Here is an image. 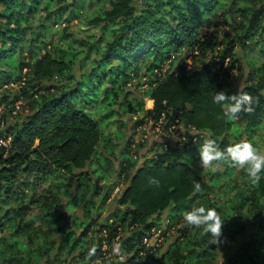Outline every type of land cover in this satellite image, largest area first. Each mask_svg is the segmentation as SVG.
I'll use <instances>...</instances> for the list:
<instances>
[{"label": "trees", "instance_id": "obj_1", "mask_svg": "<svg viewBox=\"0 0 264 264\" xmlns=\"http://www.w3.org/2000/svg\"><path fill=\"white\" fill-rule=\"evenodd\" d=\"M84 2L101 3L87 22L89 31L96 33L87 32L81 39L65 30L49 52H45L46 28L37 25V31L26 36L33 23L38 24L39 13L58 23L67 9L78 17ZM246 2L240 8L233 7L232 0H0V88L11 79L22 84L12 100L1 96L0 105L20 100L27 105L16 121L5 123L0 118V140L9 139L8 147L0 145V264L34 260L62 264L58 256L69 264H91L87 256L91 247L97 249L92 259L100 264H144L143 237L160 225L162 213L178 212V223L182 222L181 215L196 195L207 193L222 174L229 179L237 167L227 162L222 163L226 166L222 174L211 171L206 180L193 164L199 161L198 149L209 133L223 149L239 134L237 121L252 132L250 140L264 128L260 79L243 90L254 98V110L236 120L212 101L216 91L238 93L231 88L234 75L242 71L236 44L247 49L264 45V0ZM217 9H232L247 20L246 30L240 25L244 35L220 37L209 32L206 17ZM71 16L64 20L69 22ZM24 40L29 45L26 60ZM182 48L185 57L175 68L157 74L171 53ZM143 80L144 94L153 101L148 110L142 98L135 104L128 100L132 84L139 87ZM120 112L125 119L141 115L132 125L135 134L145 120L156 122L164 114L169 125L178 120L193 128L196 141L191 147L153 142L147 154L139 156V149L147 144L139 141L134 147L132 135L125 140L129 126L127 120H119ZM111 126L119 130L117 138ZM142 156L144 161L139 163ZM91 173L100 180L115 174L128 183L118 200L119 216L110 214L101 224L91 216L100 215L113 185L96 207L87 199L90 190L78 196L84 202L82 217L88 218L70 220L77 206L67 199L70 188H86ZM261 176L258 185L248 180L247 189L238 187V204L227 195L223 211L215 206L224 222L220 244L244 231L250 218L256 221L223 264H264V173ZM121 232L125 235L117 239L123 245L120 262L107 254ZM177 232L183 241L177 240L175 251L165 254L160 264H214L216 245L209 243L210 235L202 237L201 229L185 223ZM183 242L186 248L192 245L185 254Z\"/></svg>", "mask_w": 264, "mask_h": 264}, {"label": "rangeland", "instance_id": "obj_2", "mask_svg": "<svg viewBox=\"0 0 264 264\" xmlns=\"http://www.w3.org/2000/svg\"><path fill=\"white\" fill-rule=\"evenodd\" d=\"M233 1V7H240L243 8L244 6H247L246 0H232ZM101 3H97L96 5H93L89 2H84L83 6H81L78 17L71 16L69 13V9L65 11L63 16L60 18L58 23H54L53 18H46V13H39L37 16H39L38 24L34 22L33 30L29 29L26 34V36H30L34 34L37 30H35V27L37 25H41L42 27L46 28L48 31V36L45 39L47 48L45 49V52L52 51V43L55 41H59L58 39L60 36L65 32V30H68L69 32H72L76 37L84 39L87 36V32L89 33H96V30L90 32L89 27H87V22L92 18L93 13L95 9L99 8ZM56 6L54 5V8ZM57 9V7H56ZM228 10V9H227ZM65 17L71 16V20L69 22H66L64 20ZM240 22V23H239ZM31 24V27L33 26ZM240 25L243 26V30H246L249 27V23L247 20H243L239 15L236 16L234 12L231 10L223 11L220 9L215 10L211 15H208L206 17L205 22V28L214 34H217L220 37H224V34L233 33L234 35L243 36L244 33L240 29ZM254 32V31H253ZM55 33V34H54ZM54 34V35H53ZM258 34L255 35V38H257ZM26 37V38H27ZM254 38V39H255ZM247 43V42H246ZM250 45V43H247ZM24 53H23V59L26 60L27 56V48H28V42L24 40L21 44ZM251 47L247 49V46L244 44H236L235 48V54L236 57L239 59V62L242 66V71L240 74H235L234 78L231 83V88L233 90H244L246 86L250 84L256 83L259 79L264 84V45L263 46H257L256 44L250 45ZM185 49H181L177 52H172L170 58L164 63L161 70L156 71L157 74H162L166 70H173L176 66V63L181 60L183 57H185ZM26 71L22 72V75L25 74ZM12 72H9L8 74L11 75ZM8 81L5 85H3L0 88V100L2 99L1 96L6 95V101L12 100L14 94H17V92L21 88V83L19 81ZM143 85H140L139 87L134 86L135 83L132 84L130 87L131 95L128 97V100L132 103H136L137 100L142 98L144 102V109H149L152 107V103L150 102V99L144 94V91L147 89V84L145 81ZM14 106V109H12ZM27 105L24 101L20 100L19 102H16L14 105H0V118L2 117V120L7 122L16 121L18 118H21V115H23L26 112ZM122 111V110H121ZM120 112L119 120H127L128 121V131L125 136V140L128 139L131 135L133 136L134 140V147L136 143H138L141 140V137L146 131H140L138 133H133L132 125L141 117V115H135L130 116L125 119V115ZM264 122V119H263ZM235 128L239 129V134H235L236 138H232V142H234L236 139L241 140H247V141H253L255 143L254 146H256L259 150L264 152V128L261 130H258L255 132L256 136H254L253 139H248V136L252 135V132H249V130L244 129L243 125L237 121L235 123ZM3 128L0 124V129ZM113 134L115 133V137L117 138V134H119V130L115 127L109 128ZM108 129V130H109ZM108 130H104V133H108ZM144 132V133H143ZM188 137L191 138V135L188 134ZM119 139V138H118ZM238 141V140H237ZM141 142V141H140ZM124 141H120V144L122 145ZM133 143V142H132ZM145 149L141 148L138 151V155H145L148 151V144L145 145ZM133 147V148H134ZM144 149V150H143ZM145 156H142V159H139V163L144 161ZM225 165H221L219 168H217L215 171L212 169H206L202 168L199 165V161L193 164V167L199 170L202 177L206 180L207 177H209V174L211 171L217 172L222 174L224 170ZM226 167V166H225ZM244 178V181L242 178ZM92 182L88 184L86 188L79 189L78 191H75L74 187L70 188L71 195L67 197L68 200H71L75 202L77 205L74 207L72 213L70 214V220L73 218H80L81 222H85L84 217L88 216L84 214L82 217V211L84 210V202H82L81 199H79L78 196L81 194H87L90 190V193L87 195V199H91L94 202V207H96L100 201L101 198L105 196V194L108 192V188L110 185H113V190L111 191L109 195V200L104 203L101 212H99V216L92 217V220H94L96 223L101 224L103 223L107 217H109L110 214H117L119 216V211L122 209V207L118 206V200L120 198L121 192L124 190V188L127 186V180L124 179H118L115 174L109 175L105 180H100L99 177H95L91 173ZM210 178V177H209ZM208 178V179H209ZM248 179L246 178V174L243 169L236 168L233 169L231 174L229 175V179H224V175L222 174L221 177H218L216 179V182L214 184V187L210 188L207 193L196 195V197L193 198V200L189 204V210L192 207H213L218 206L220 211H223V206L226 202V196L229 195V197H232L234 199V204H238V202H241V197L236 195V191L239 189V186H242L244 189H247L244 185V182L246 183ZM233 182V183H232ZM234 182L236 183V186L234 185ZM236 187L235 189H233ZM93 192H96V195H92ZM66 199V200H67ZM67 200V201H68ZM76 200V201H74ZM207 204V205H205ZM236 206V205H235ZM240 206V205H239ZM217 210V209H216ZM246 209L243 207V212ZM178 213V212H177ZM177 213H173L172 210L167 209L162 213L161 219H160V225L155 227L154 229H151L149 233H145L146 235L143 237L142 244L145 248L146 253L143 255L144 260L142 263L144 264H160V259L167 253H170V251L173 253L175 251V244L176 241L179 240L182 242L183 240L179 238V233L177 232V229L182 226L185 222L182 219V222L180 221L178 223V215ZM183 218V215H181ZM82 219V220H81ZM256 221L252 218H250V224L246 226V229L242 232H240L237 235H234L233 238L226 240L223 244H218L215 247V251L213 253L214 255V264H223L225 260L230 258L234 252L235 249L242 243L243 240H246V237L253 231L254 229V223ZM97 226V225H96ZM77 230V229H76ZM78 232H80L78 230ZM125 235V233L121 232L120 235L116 238L119 239L122 235ZM23 246L24 243L22 242ZM182 249L185 252L189 251L192 245L189 247H184V242L180 243ZM25 247V246H24ZM109 247L104 246V249L108 250ZM27 249V248H26ZM29 249V248H28ZM30 250V249H29ZM182 253V250H181ZM54 256H56V252L53 253ZM148 255V256H147ZM111 256V259H113L114 255L112 250L109 252V255ZM64 256H61L57 258V261L62 264H69L67 262V258H63ZM117 260L120 262L122 261V257L116 256ZM67 259V260H66ZM66 260V261H65ZM115 260V259H114ZM65 261V262H64ZM31 264H42V262H38L36 260L32 261Z\"/></svg>", "mask_w": 264, "mask_h": 264}, {"label": "clouds", "instance_id": "obj_3", "mask_svg": "<svg viewBox=\"0 0 264 264\" xmlns=\"http://www.w3.org/2000/svg\"><path fill=\"white\" fill-rule=\"evenodd\" d=\"M213 103L222 105V111L230 120L238 119L241 113H251L254 98L243 90H238L237 94L227 95L224 90L216 91L212 97ZM199 165L202 168L215 171L222 163L227 162L231 166L243 169L246 178L255 186L258 185L264 173V152L259 150L254 144L247 140L233 142L223 149L217 144L215 139L209 137L204 139L198 149ZM196 191L200 190V184L194 185ZM183 220L186 226L201 229L200 235H210L211 244L221 243L222 227L224 222L218 211L213 207H192L183 212ZM96 247L88 250L87 256L91 264H100V261L93 260L96 255ZM112 252L116 256L123 254V245L119 241L113 243Z\"/></svg>", "mask_w": 264, "mask_h": 264}, {"label": "built area", "instance_id": "obj_4", "mask_svg": "<svg viewBox=\"0 0 264 264\" xmlns=\"http://www.w3.org/2000/svg\"><path fill=\"white\" fill-rule=\"evenodd\" d=\"M160 76V75H159ZM153 107V101L150 100ZM151 107V108H152ZM149 108V109H151ZM148 110V109H146ZM146 131L141 137V142L148 144L150 146L153 142H177L179 146H192L196 141L194 136L197 132L191 127H184L178 120H175L174 123L165 121V115L162 114L156 122H151L145 120L144 125L137 126L135 132ZM188 134L191 135V138L188 137ZM174 144V143H173ZM0 145L3 147H8V140H0Z\"/></svg>", "mask_w": 264, "mask_h": 264}]
</instances>
